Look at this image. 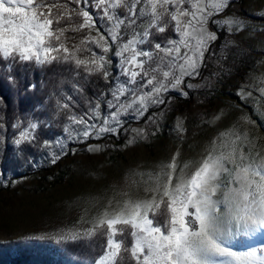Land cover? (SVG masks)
I'll use <instances>...</instances> for the list:
<instances>
[{"label": "snow or ice", "instance_id": "1", "mask_svg": "<svg viewBox=\"0 0 264 264\" xmlns=\"http://www.w3.org/2000/svg\"><path fill=\"white\" fill-rule=\"evenodd\" d=\"M230 3L0 0V58L32 62L37 68L72 64L75 76H80L82 67L86 82L95 75L107 85L95 92L94 98L83 96L78 84L72 85L71 95L61 93L64 102L57 100L54 117L65 112L63 132L67 135L55 140L41 141L36 133L41 125L51 127V121L28 118L22 124L17 119L12 128L20 130L10 139L17 157L24 152L23 146L33 147L46 152L45 158L54 165L69 151L76 153L77 148L69 149L67 143L85 145L84 150L92 153L111 146L89 141L125 135L127 146L137 138L147 139L148 125L155 136L160 121L175 111L177 98L187 100L190 93L195 96L202 88L211 87L210 77L219 80L231 74L229 69L210 77L202 75L208 63L234 43L229 37L248 27L247 19L234 14L227 22L235 25V32L218 27L219 17ZM73 16L78 22L72 31L84 35L78 44L69 46L65 35L69 29L61 26V21H71ZM210 21L215 31L209 29ZM221 31L224 39L217 49ZM113 48L114 73L108 58ZM81 52L86 54L83 58L78 55ZM254 91L264 95V89H253L246 79L235 95L247 101ZM230 107L242 113L238 105ZM149 108L152 113L145 126L131 128ZM228 116L229 109L221 108L205 123L215 124ZM184 119L176 116L170 132H184ZM251 123L244 114L232 120L204 145L190 173L185 172L187 165H178L177 149L170 161L158 165L154 183L144 189V198L117 201L115 207L109 200L106 210L93 220L81 217L79 222L90 223V227L62 230L52 238L75 245L99 234L103 251L94 264H122V253L134 264H264V147L255 152L249 148L255 145L242 129ZM55 145L60 146L58 151L53 150ZM27 163L36 166L34 158L29 157ZM129 238L131 242L126 244Z\"/></svg>", "mask_w": 264, "mask_h": 264}, {"label": "rangeland", "instance_id": "2", "mask_svg": "<svg viewBox=\"0 0 264 264\" xmlns=\"http://www.w3.org/2000/svg\"><path fill=\"white\" fill-rule=\"evenodd\" d=\"M233 14L247 19L248 27L230 36L234 43L202 71L203 76L209 77L211 73L227 72L229 69L231 74L219 80L210 77L211 87L202 88L195 96L190 93L187 100L177 98L175 111L160 121V131L155 136L150 134L153 128L148 125L147 139L137 138L127 146L125 135L119 139L109 137L89 141L111 146L92 153L84 150L85 145L67 143V148H77L76 153L69 151L53 165L48 159L43 163L48 154L33 147L23 146L24 152L17 157L10 139L20 129L10 126L7 130H0L3 136L0 142L1 264H94L103 251V239L99 234L91 241L81 240L75 245L58 242L52 237L62 230L90 227V223L79 222L81 217L84 221L93 220L106 210L109 200L113 201L115 207L117 201L144 198V189L154 183L158 165L170 161L177 149L180 152L178 165H187L185 172L190 173L200 159L204 145L242 114L253 122L245 124L242 129L255 145L254 148L249 145V148L255 152L264 147V95H257L254 91L247 101L235 95L246 79L253 89H264V0H231L229 8L219 17L218 27L230 28L235 32V25L227 22V17ZM209 29L216 30L211 21ZM223 39L224 32L221 31L220 39L215 42L217 49ZM114 51L113 48L108 54V57H112L113 73L116 69ZM224 55L227 56L226 60ZM30 65L34 63L4 61L0 58L1 82L10 87L16 101L15 108L19 111L13 122L19 119L23 124L28 118L51 121V127L41 125L37 128L36 133L41 141H52L58 136L67 135L60 125L61 115L54 117L59 99L51 87L44 89V85H40L39 89L36 87L28 94L20 90V69ZM44 67L38 69L43 70ZM73 71L69 70L64 76L62 85H68L74 76ZM25 79L33 78L27 75ZM201 100L202 103L198 102ZM235 105L242 109V113L230 107ZM221 108L229 109L227 119L215 124L205 123ZM151 113L152 109L149 108L139 122L131 123V128L144 127ZM176 116L186 118L182 133L170 132ZM58 128L60 133L53 134ZM59 147L55 145L53 150L58 151ZM29 157L36 161L35 167L27 163ZM125 192L127 196L123 195ZM21 245L25 247L19 250Z\"/></svg>", "mask_w": 264, "mask_h": 264}, {"label": "trees", "instance_id": "3", "mask_svg": "<svg viewBox=\"0 0 264 264\" xmlns=\"http://www.w3.org/2000/svg\"><path fill=\"white\" fill-rule=\"evenodd\" d=\"M49 2L64 3L65 0H49ZM56 11H57L56 9H53V12H56ZM77 22L78 21L75 16H73L71 21H68L67 19L64 21H61V26L69 29L65 33V35L69 38L68 39L69 46H71L73 43L78 44L79 40L84 35V32L74 33L72 31V28L75 27ZM55 26L56 25L54 24L53 27ZM78 55L81 56V58L85 56L83 52L78 53ZM108 58L111 59L112 57L110 56ZM21 68H22L20 69L21 74L19 76H21L20 81L22 85H20L21 86L20 90H23L22 92L25 94H28L30 91H34L35 89H37L36 87H38L39 89L40 85H44V89L51 87V89L54 90L53 92H54V95L57 96V99L63 101L64 96L61 95V93L63 92L68 95H71L73 84H78L79 86H81L83 88V96L89 97V98H94L95 92H98L102 89H106L107 87L105 82L95 75L89 76L86 82L84 80V76L86 75V73H84L82 67L81 69H79L81 73L80 76L74 75L68 81L69 82L68 85H62L61 80L63 81L64 76L69 72V70L74 69V65L72 64H63L62 66H60L54 63L53 65L45 66L43 70L38 69L35 65H30L26 67V69L24 68V66H22ZM110 70L112 72L114 71L113 66H111ZM22 73H25V75H23ZM27 75L28 76L30 75V77H32L33 79L32 80L25 79ZM109 79H111V77H109ZM33 84L35 85L34 88L31 87ZM44 89L43 91L45 92ZM10 90H11L10 87L6 83L2 84L1 79H0V125H3V129L5 130H7L10 126H12L11 124L14 123L13 120L16 119L15 117L19 113V111H17V108H15L16 101H14ZM73 99L75 100L77 98L74 96ZM80 104H81V108L85 107L83 101H80ZM102 110H103V105H102ZM77 111H79V109H77ZM59 114L62 117L61 123H60L62 127L64 123L65 112L61 111ZM59 133H60L59 128L54 130L53 132V134H59ZM8 148L10 149L11 147L8 146ZM46 161L47 159L44 158L43 163H46ZM161 210H163V207ZM125 236H127V231L125 232ZM130 242H131L130 238L126 240V244H130ZM24 247H25L24 245H21L18 247V249L22 250L21 248H24ZM7 251L8 249H6V252ZM122 255L124 256L122 264H134V262L131 261L129 255L124 254V253H122ZM0 264H1V251H0Z\"/></svg>", "mask_w": 264, "mask_h": 264}]
</instances>
